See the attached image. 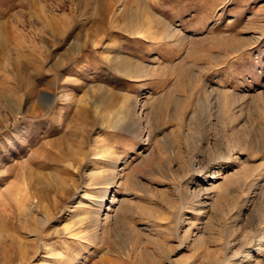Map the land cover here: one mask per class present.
Segmentation results:
<instances>
[{
	"label": "rangeland",
	"instance_id": "374dc122",
	"mask_svg": "<svg viewBox=\"0 0 264 264\" xmlns=\"http://www.w3.org/2000/svg\"><path fill=\"white\" fill-rule=\"evenodd\" d=\"M26 178L32 264H264V0H0V194Z\"/></svg>",
	"mask_w": 264,
	"mask_h": 264
},
{
	"label": "bare ground",
	"instance_id": "6f19581e",
	"mask_svg": "<svg viewBox=\"0 0 264 264\" xmlns=\"http://www.w3.org/2000/svg\"><path fill=\"white\" fill-rule=\"evenodd\" d=\"M123 64H125V63H123ZM128 67H129V65H128ZM130 71H131V69H130ZM111 94H112V92H111ZM40 96H42V99H44V101H46V102H49L50 99L52 98L51 93L50 92H46V91H43ZM180 107H181V105H180ZM144 111H145V103H141V102L137 103L134 106L132 105V107L129 110L126 111V114L128 115L127 117L130 116V117H133V119H134V122L131 123L132 129H135L136 131L139 129V125H140L141 117H142L141 115L144 114ZM110 112L112 113L111 110H110ZM124 114H125V112H124ZM124 118H126V117L123 114H115V115L109 114V115H105L104 116V119L108 123H111L113 125L114 124H116V125L121 124L122 125ZM125 129H127V128H125ZM69 149H72V148H69ZM78 157H84V155L82 154V156H78ZM70 165L72 166V164H70ZM77 166L79 168V165H77ZM27 168H28V166H27ZM27 168L24 169L25 170L24 172H26L27 170L29 172V169H27ZM115 174H116V172H115ZM26 175L28 176V174H26ZM26 179H25L26 181H23V186L20 187L19 191L16 190V189H14V186L15 185L13 184V186H9L8 187V190L6 192L0 194V227L6 226V227H8L7 229H9L11 231L8 236L7 235H5V236L3 235L0 238V258H2L4 260L3 264H25V263L27 264V262L32 264L33 261H35L34 260V257L36 256V254L38 252L37 248H35V250L34 249L31 250L32 249V247H31L32 243H29L28 240H25V239L21 238V234H20V233L25 232V233H28L30 235L36 236L34 238V239H36L38 237V234L40 233V231L38 230V227H39L38 226L39 225L38 224V222H39L38 221V218H37L36 214H34V212H31L32 210H30V212L27 211L28 219H25L24 225H23V221L21 219H19V217H18V213L20 215H23V212H24V211H20L21 210V206H23L22 204H24L28 208L35 207L36 205H37V207L39 205H42L41 204V201L39 200V198H37L36 195H35L36 194V184L34 183L35 180L34 181H31L30 179L28 180V178H26ZM90 179H92V178H90ZM116 181H115V183H116ZM94 184H97V183H94ZM105 191L106 192L104 193V196L107 195L108 189L105 190ZM26 210H27V208H26ZM9 211H10L11 214H9ZM27 214L26 215L24 214L23 218H25V216H27ZM106 215L107 216L104 218L105 220H103V221H105V223H104L105 225L103 224L104 225L103 227H109L108 220H109L110 217H109V214H106ZM44 217L47 220L50 221L51 220V213H50V211L48 213H46V215ZM102 219L103 218L101 217L100 212H99V215H96L95 218H94V229L99 228L100 222L103 223L102 222ZM19 220L22 221V224H20ZM67 228L69 229V227H67ZM41 230H44V228H41ZM55 230H56V232H58L60 234V230L61 229H59V228L56 227V229H54V231ZM105 230L106 229H104V231ZM63 231H64V229H63ZM95 231H96L95 233L97 234V230H95ZM5 240H9V243L4 245L3 244L4 243L3 241H5ZM30 247H31V249H30ZM46 247H48V246H46ZM6 252H8V253L6 254ZM48 253H51V251L48 250L47 254Z\"/></svg>",
	"mask_w": 264,
	"mask_h": 264
}]
</instances>
